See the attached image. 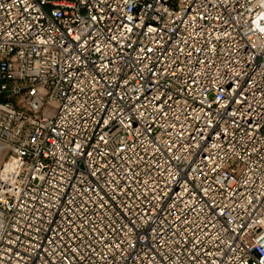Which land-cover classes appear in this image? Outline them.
Returning a JSON list of instances; mask_svg holds the SVG:
<instances>
[{"label": "built area", "instance_id": "obj_1", "mask_svg": "<svg viewBox=\"0 0 264 264\" xmlns=\"http://www.w3.org/2000/svg\"><path fill=\"white\" fill-rule=\"evenodd\" d=\"M0 264H264V0H0Z\"/></svg>", "mask_w": 264, "mask_h": 264}]
</instances>
